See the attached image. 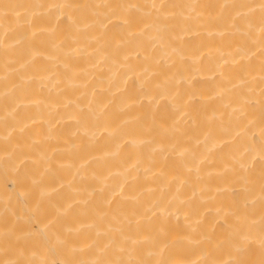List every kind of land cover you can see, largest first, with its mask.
<instances>
[{
  "label": "bare ground",
  "instance_id": "6f19581e",
  "mask_svg": "<svg viewBox=\"0 0 264 264\" xmlns=\"http://www.w3.org/2000/svg\"><path fill=\"white\" fill-rule=\"evenodd\" d=\"M0 264H264V0H0Z\"/></svg>",
  "mask_w": 264,
  "mask_h": 264
}]
</instances>
